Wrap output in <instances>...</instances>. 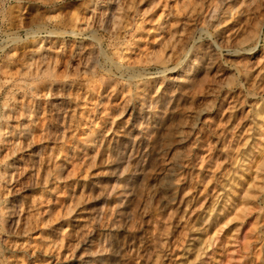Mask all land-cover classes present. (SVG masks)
I'll use <instances>...</instances> for the list:
<instances>
[{
    "label": "rangeland",
    "instance_id": "1",
    "mask_svg": "<svg viewBox=\"0 0 264 264\" xmlns=\"http://www.w3.org/2000/svg\"><path fill=\"white\" fill-rule=\"evenodd\" d=\"M48 1L0 0V137L8 138L13 127L11 140L29 143L21 158L8 161L29 168L9 198L0 188V264H264V0H189L186 6L183 0H133V14L129 6L117 30L94 24L76 36L70 33L76 17L87 15L95 0ZM141 22L145 39H132ZM46 64L50 76L42 74ZM76 67L80 72L71 70ZM28 126L34 140L21 131ZM32 166L41 168V182L28 178ZM167 171L171 179L163 176ZM51 182L61 186L57 194ZM160 184L166 187L156 192ZM160 196L168 201L160 204ZM10 206L21 213L9 216ZM10 217L21 218L18 227H7Z\"/></svg>",
    "mask_w": 264,
    "mask_h": 264
},
{
    "label": "bare ground",
    "instance_id": "2",
    "mask_svg": "<svg viewBox=\"0 0 264 264\" xmlns=\"http://www.w3.org/2000/svg\"><path fill=\"white\" fill-rule=\"evenodd\" d=\"M26 1H28V0H26ZM39 1H40V0H39ZM129 1H130V3H129ZM137 1H138V0H137ZM151 1H152V0H151ZM48 2H49V1L47 0V3H48ZM50 2H51V1H50ZM94 2H95V3H94ZM94 2H92L93 4L91 3V5H93V7L91 8L92 10L90 11V10L87 9V10H88V11H86L87 15H83V16L81 15V16H79V17L77 16L76 19H75V23L73 22V23L75 24V30H71L70 33L73 34L74 36L79 35L80 32H83L84 30H86V28L89 29L90 27H93L94 24H97V25H98V26H97L98 28L103 29V30H106V32H107V31H109V32H113V31L117 30L116 28H117L118 26H120L119 23H120V21H121L122 16H124L123 14H126V11L128 10V8H129L130 5H133V4H131V3L133 2V0H100V1H96V0H95ZM139 2H140V1H139ZM144 2H145V1H144ZM148 2H149V0H148ZM153 2H155V1H153ZM191 2H192V1H191ZM20 3H21V2H20ZM52 3H53V2H52ZM88 3H89V2H88ZM151 3H152V2H150V4H151ZM175 3H176V2H175ZM187 3H189V0H183L182 5H183V6H186ZM24 4H25V3H24ZM24 4H23V5H24ZM26 4H27V3H26ZM85 4H87V2H86ZM129 4H130V5H129ZM134 4H135V3H134ZM141 4H142V3H141ZM191 4H192V3H191ZM3 5H4V4H3ZM20 5H22V4H20ZM42 5H43V4H42ZM45 5H46V4H45ZM51 5H52V4H51ZM147 5H148V4H147ZM193 5H195V4L193 3ZM201 5H202V3H201ZM211 5H212V4H211ZM1 6H2V5H1ZM46 6H47V5H46ZM89 6H90V4H89ZM135 6H136V5H135ZM135 6H133V7H135ZM137 6H138V5H137ZM139 6H140V4H139ZM190 6H191V5H190ZM49 7H50V6H49ZM179 7H182V6H179ZM192 7H193V6H191V7H189V8L191 9ZM51 8H52V7H51ZM71 8H72V7H71ZM130 8H131L130 10L132 11V14H133L132 7L130 6ZM200 8H201V7H200ZM5 9H6V8H5ZM24 9H25V8H24ZM76 9H77V8H76ZM137 9H138V8H137ZM137 9H136V10H137ZM145 9H146V8H145ZM195 9H196V7H195ZM52 10H53V9H52ZM139 10H140V9H139ZM139 10L136 11V14H137V15H140V14H139V12H140ZM141 10H142V9H141ZM147 10H148V9H147ZM199 10H200V9H199ZM19 11H20V10H19ZM25 11H26V10H25ZM144 11H145V10H144ZM150 11H151V10H150ZM150 11H149V12H150ZM46 12H47V11H46ZM134 12H135V11H134ZM149 12H148V13H149ZM184 12H186V10H185ZM200 12H201V11H200ZM0 13H1V12H0ZM22 13H24V11H23ZM154 13H155V12H154ZM154 13H153V15H154ZM195 13H196V12H195ZM47 14H48V13H47ZM51 14H52V13H51ZM53 14H55V13L53 12ZM145 14H147V13H145ZM156 14H157V13H156ZM163 14H164V13H163ZM18 15H19V14H18ZM127 15H129V14H127ZM50 16H52V15H50ZM59 16H60V15H59ZM65 16H66V15H65ZM70 16H71V14H70ZM130 16H131V15H130ZM157 16H158V15H156V17H157ZM207 16H208V15H207ZM212 16H213V15H212ZM62 17H63V16H62ZM138 17H139V16H138ZM140 17H142V16H140ZM156 17H155V18H156ZM195 17H196V16H195ZM2 18H3V17H2ZM20 18H21V17H20ZM26 18H27V17H26ZM59 18H60V17H59ZM66 18H67V17H66ZM147 18H148V17H147ZM151 18H152V17H151ZM151 18H150V19H151ZM201 18H202V17H201ZM24 19H25V17H24ZM50 19H51V20H56L57 17H56V16H55V17H51ZM132 19H133V16H132ZM135 19H136V18H135ZM138 19L140 20V18H138ZM153 19H154V17H153ZM153 19H151V20L153 21ZM25 20H26V19H25ZM31 20H33V18H32ZM63 20H64V19H63ZM63 20H62V21H63ZM133 20H134V19H133ZM144 20H145V18H144ZM151 20H150V23L152 22ZM16 21H17V20H16ZM123 21H124V20H123ZM131 21H132V20L130 19L129 22H131ZM137 21H138V20H137ZM171 21H172V20H171ZM194 21H195V20H194ZM52 22H53V21H52ZM63 22H64V21H63ZM134 22H136V21H134ZM139 22H140V21H139ZM146 22H147V21H146ZM146 22H145V24H146ZM169 22H170V20H169ZM169 22H168V24L171 23V22H170V23H169ZM198 22H199V21H198ZM16 23H18V22H16ZM131 23H132V22H131ZM150 23H149V24H150ZM172 23H175V22H172ZM172 23H171V24H172ZM195 23H196V22H195ZM23 24H24V23H23ZM121 24H123V23L121 22ZM125 24H126V23H125ZM129 24H130V23H129ZM132 25H133V24H132ZM132 25H131V26H132ZM138 25H139V28L136 29V31H134V33H136V37H134L135 35L133 36V34H132V37H133L132 39H135V38L140 39V38L143 36V33H144V32H145V33L147 32V31H146L147 29L145 28L144 23L141 22V23H138ZM178 25H179V24H178ZM135 26H136V25H135ZM146 26H149V25H146ZM167 26H168V25H167ZM167 26H166V27H167ZM169 26H170V25H169ZM169 26H168V27H169ZM181 26H182V25H181ZM72 27H73V25H72ZM120 27H121V26H120ZM122 27H123V26H122ZM126 27H127V24H126ZM124 28H125V27H124ZM147 28L150 29L149 27H147ZM164 28H165V27H164ZM164 28H163V29H164ZM170 28H171V27H170ZM170 28H169V29H170ZM181 28H182V27H180L179 31L181 30ZM119 29H120V28H119ZM119 29H118V31H119ZM167 29H168V28H167ZM171 29L173 30V28H171ZM120 30H122V29H120ZM128 30H129V29H127V32H128ZM131 30H132V29H131ZM172 30H171V32H172ZM118 31H117V32H118ZM43 32H44V31H43ZM117 32H116V33H117ZM129 32H131V31H129ZM149 32H151V31H149ZM167 32H168V30H167ZM30 33H31V32H30ZM47 33L51 34L52 32L48 31ZM66 33H67V32H66ZM70 33H69V34H70ZM116 33H115V34H116ZM147 33H148V32H147ZM168 33H169V32H168ZM174 33H176V30L174 31ZM52 34H54V33H52ZM58 34H59V33H58ZM60 34H61V33H60ZM60 34H59V35H60ZM62 34H64V33H62ZM67 34H68V33H67ZM108 34H109V33H108ZM110 34H112V33H110ZM119 34H120V31H119ZM121 34H122V32H121ZM121 34H120V36H121ZM169 34H170V33H169ZM169 34H168V35H169ZM177 34H179L178 31H177ZM186 34H187V33H186ZM29 35H30V34H29ZM112 35H114V33H113ZM112 35H111V36H112ZM124 35H125V34H124ZM161 35H162V34H161ZM161 35H160V36H161ZM49 36H50V35H49ZM74 36H73V37H74ZM117 36L119 37L118 34L116 35V38H117ZM156 36H157V35H156ZM156 36H154V37H156ZM169 36H170V35H169ZM171 36H172V35H171ZM183 36H184V35H183ZM186 36H187V35H186ZM34 37H35V36H34ZM36 37H37V35H36ZM47 37H48V36H47ZM57 37H58V36H57ZM61 37H62V36H61ZM71 37H72V35H71ZM143 37H144V39H145V34H144ZM157 37H158V36H157ZM165 37H168V36L165 35ZM174 37H175V36H174ZM27 38H28V37H27ZM29 38H30V37H29ZM43 38H44V37H43ZM96 38H97V36H96ZM112 38H113V37H112ZM112 38H111V39H112ZM121 38H122V37H121ZM121 38H120V39H121ZM126 38H127V37H126ZM150 38H151V37H150ZM150 38H149V39H150ZM169 38H170V37H169ZM169 38H168V39H169ZM40 39H41V38H40ZM51 39H52V38H51ZM51 39H50V40H51ZM129 39H130V37H129ZM141 39H142V38H141ZM147 39H148V38H147ZM149 39H148V40H149ZM168 39H167V41H168ZM36 40H38V39H36ZM43 40H45V39H43ZM48 40H49V39H48ZM112 40H114V39H112ZM115 40H116V39H115ZM115 40H114V41H115ZM151 40H152V38H151ZM151 40H150V41H151ZM162 40H163V39H162ZM177 40H178V38H177ZM182 40H183V39H182ZM46 41H47V40H46ZM52 41H53V40H52ZM55 41H57V39H56ZM73 41H74V40H73ZM116 41H117V40H116ZM152 41H153V40H152ZM163 41H164V40H163ZM179 41H180V40H179ZM179 41H177V42H179ZM32 42H33V41H32ZM35 42H36V41H35ZM37 42H38V41H37ZM49 42H50V41H49ZM63 42H64V41H63ZM70 42H71V40H70ZM107 42H108V41H107ZM111 42H112V41H111ZM117 42H118V41H117ZM122 42H123V41H122ZM124 42H125V41H124ZM124 42H123V43H124ZM126 42H127V41H126ZM142 42H143V41H142ZM153 42H154V41H153ZM171 42H172V41H171ZM183 42H184V41H183ZM185 42H186V40H185ZM29 43H30V42H29ZM46 43H47V42H46ZM64 43L66 44V42H64ZM64 43H63V44H64ZM73 43H74V42H73ZM94 43H95V42H94ZM96 43H97V42H96ZM143 43H144V42H143ZM165 43H167V42H165ZM174 43H175V41H174L172 44H174ZM181 43H182V42H181ZM36 44H37V43H36ZM67 44H68V43H67ZM69 44H70V43H69ZM71 44H72V43H71ZM111 44H112V43H111ZM128 44H129V43H128ZM128 44H127V45H128ZM135 44H136L137 47H139V42H138V41H135ZM163 44H164V43H163ZM163 44H162V47H163ZM16 45H17V44H16ZM43 45H44V43H43ZM59 45H60V44H59ZM59 45H58V46H59ZM61 45H62V44H61ZM98 45H99V44H98ZM109 45H110V44H109ZM113 45H114V44H113ZM121 45H122V44H121ZM123 45H124V44H123ZM141 45H142V44H141ZM143 45H144V44H143ZM159 45H160V44H159ZM182 45H183V44H182ZM182 45H181V46H182ZM11 46H12V45H10V47H11ZM32 46H33V45H32ZM38 46H39V45H38ZM66 46H70V45H66ZM81 46H82V45H81ZM84 46H85V44H83V47H84ZM86 46H87V45H86ZM110 46H111V45H110ZM128 46H129V45H128ZM133 46H134V45H133ZM165 46H166V45H165ZM171 46H172V45H171ZM10 47H9V48H10ZM25 47H26V46L24 45V48H25ZM33 47H34V46H33ZM63 47H64V46H63ZM63 47L61 46V48H63ZM71 47H72V46H71ZM71 47H70V48H71ZM74 47H75V46H74ZM77 47H79V46H77ZM77 47H75V48H77ZM83 47H82V48H83ZM95 47H96V46H95ZM113 47H114V46H113ZM120 47H121V46H120ZM122 47H123V46H122ZM150 47H151V46H149V48H150ZM154 47H155V46H154ZM177 47H179V46H176V48H177ZM14 48H15V47H14ZM38 48H39V47H38ZM42 48H43V47H42ZM44 48H45V46H44ZM61 48H60V49H61ZM109 48H110V47H109ZM141 48H142V47H141ZM141 48H140V49H141ZM57 49H58V48H57ZM57 49H56V50H57ZM60 49H59V50H60ZM63 49H64V48H63ZM63 49H62V50H63ZM72 49H73V48H72ZM72 49H68V50H69L68 54L72 53ZM80 49H81V48H79V50H80ZM124 49H125V48H124ZM150 49H151V48H150ZM152 49L154 50V48H152ZM160 49H161V48H160ZM177 49H178V48H177ZM179 49H180V47H179ZM181 49H182V48H181ZM37 50H39V49H37ZM37 50H36V53H37ZM46 50L49 52V50L51 51L52 49H51V47H47ZM65 50H66V49H64V51H65ZM76 50H77V49H76ZM76 50H75V51H76ZM122 50H123V49H122ZM135 50H136V49H135ZM135 50H134V51H135ZM142 50H143V49H142ZM158 50H159V49H156V53L158 52ZM26 51H27V50H26ZM28 51H29V50H28ZM30 51H32V50H30ZM47 51H46V52H47ZM52 51H54V50H52ZM70 51H71V52H70ZM84 51H87V50L85 49ZM131 51H132V50H131ZM131 51H129V52L131 53ZM134 51H133V53H134ZM150 51H151V50H150ZM34 52H35V51H34ZM40 52H41V51H40ZM62 52H63V51H62ZM77 52H78V51H77ZM140 52H142V51H140ZM152 52H153V54L155 53L154 51H152ZM159 52H160V51H159ZM21 53H22V52H21ZM23 53H24V52H23ZM26 53H28V52H26ZM26 53H24V54H26ZM41 53H42V52H41ZM41 53H38V54H41ZM43 53H44V52H43ZM60 53H61V52H60ZM65 53H67V52H65ZM74 53H75V52H74ZM82 53H84V52H82ZM85 53H86V52H85ZM137 53H138V52L136 51V55L134 54V55H135L134 57H132V56H129V57H128L129 62H131V61H133V60H135V59L137 58V57H136V56H137ZM148 53H149V52H148ZM15 54H16V53H15ZM33 54H34V53H33ZM127 54H128V53H127ZM151 54H152V53H151ZM163 54H164V52H163ZM9 55H10V54H9ZM11 55H14V54H11ZM26 55L28 56V54H26ZM31 55H32V54H31ZM35 55H36V54H35ZM51 55H52V54H51ZM53 55H54V57H55V54H54V53H53ZM53 55H52V56H53ZM65 55H66V54H65ZM81 55H82V54H81ZM81 55H79V56H81ZM140 55H142V56L144 55V56H145V51H144V54H141V53H140ZM17 56H18V55H17ZM29 56H30V55H29ZM36 56H37V55H36ZM36 56H35V58H36ZM44 56H45V55H44ZM44 56H43V58H45ZM201 56H202V55H201ZM21 57H22V56H21ZM47 57H48V56H47V54H46V58H47ZM50 57H51V56H50ZM73 57H74V55H73ZM73 57H72V58H73ZM93 57H95V56H93ZM126 57H127V56H126ZM126 57H125V58H126ZM139 57H140V56H139ZM164 57H166V56L164 55ZM169 57H170V56H169ZM25 58H26V57H25ZM30 58H31V57H29V61H27V62H29V63H30ZM33 58H34V57H33ZM35 58H34V60H35ZM41 58H42V57H41ZM67 58H68V57H67ZM80 58H82V57H79V59H80ZM90 58H91V57H90ZM142 58H143V57H142ZM162 58H163V57L161 56L160 53H157V54H156V60H158L159 63L162 62ZM14 59H15V58H14ZM23 59H24V58H23ZM23 59H22V60H23ZM27 59H28V57H27ZM36 59H37V61L40 60V59H38V57H37ZM47 59H48V58H47ZM58 59H59V53H58ZM79 59H78V60H79ZM84 59H85V58H84ZM11 60H12V59H11ZM42 60H43V59H42ZM53 60H54V59H53ZM55 60H57V58H55ZM61 60H63V59H61ZM61 60H60V61H61ZM75 60H76V59H75ZM78 60H77V61H78ZM90 60H91V59H90ZM125 60H127V59H125ZM128 60H127V61H128ZM160 60H161V62H160ZM15 61H16V60H15ZM73 61H74V60H73ZM87 61H88V60H87ZM194 61H195V60H194ZM18 62H19V61H18ZM20 62H21V60H20ZM32 62H33V61H32ZM48 62H49V61H48ZM52 62H53V61H52ZM56 62H57V61H55V63H56ZM67 62H68V61H67ZM70 62H71V61H70ZM88 62H89V61H88ZM142 62H144V59L142 60ZM190 62H192V61H190ZM8 63H10V62H8ZM23 63H24V62H23ZM33 63H34V62H33ZM42 63H43V65H44V62H42ZM53 63H54V62H53ZM53 63H52V64H53ZM57 63H59V62H57ZM86 63H87V62H86ZM16 64H17V63H16ZM34 64H35V63H34ZM36 64H37V63H36ZM36 64H35V66H36ZM38 64H39V66L37 65V67L40 68V62H39ZM72 64H73V62H72ZM76 64H77V63H76ZM125 64H126V63H125ZM189 64H191V63H189ZM18 65H19V64H18ZM20 65H21V64H20ZM43 65H42V68L44 69ZM59 65H60V64H59ZM67 65H69V63H68ZM74 65H75V64H74ZM78 65H79V64H77L76 66H78ZM80 65H81V63H80ZM85 65H86V64H85ZM91 65H92V67H93V64H91ZM123 65H124V64H123ZM201 65H203V64H201ZM2 66H3V65H2ZM10 66H12V65H10ZM13 66H17V65H13ZM27 66H28V65H27ZM50 66H51V65H50ZM53 66H54V64H53ZM53 66H52V67H53ZM71 66H73V65H71ZM82 66H83V65H82ZM3 67H4V66H3ZM6 67H7V66H6ZM33 67H34V66H33ZM55 67H56V65H55ZM67 67H68V66H67ZM78 67L81 68V66H78ZM86 67H87V66H86ZM92 67H91V68H92ZM96 67H97V66H96ZM189 67H190V66H189ZM196 67H197V66H196ZM199 67H201V66H199ZM42 68H41V69H42ZM53 68H54V67H53ZM62 68H63V67H62ZM70 68H71V67H70ZM70 68L68 67V70H69ZM72 68L74 69V67H72ZM80 68H79V69H80ZM88 68H89V67H88ZM127 68H128V67H127ZM129 68H130V67H129ZM129 68H128V69H129ZM187 68H188V67H187ZM205 68H206V67H205ZM10 69H11V68H10ZM37 69H38V68H37ZM37 69H34V71L36 70V71H37V74H38V70H37ZM51 69H52V68H51ZM51 69H50V70H51ZM60 69H61V68H60ZM66 69H67V68H65V70H66ZM73 69H71V70L74 71V72L77 71V67H76V70H73ZM81 69H85V68H81ZM172 69H173V68H172ZM12 70H13V69H12ZM185 70H187V69H185ZM18 71H19V69H18ZM18 71H16V74H18V73H17ZM22 71H23V70H22ZM25 71H26V70H25ZM39 71H40V73H41L42 70H39ZM72 71H71V72H72ZM84 71H85V70H83V72H84ZM86 71H87V70H86ZM88 71H89V70H88ZM90 71H92V69H91ZM104 71H105V70H104ZM183 71H184V70H183ZM189 71H191V70L189 69ZM0 72H1V71H0ZM29 72H30V71H29ZM29 72H28V73H29ZM32 72H33V69H32ZM60 72H61V71H60ZM62 72H63V70H62ZM62 72H61V73H62ZM77 72H80V71L78 70ZM77 72H76V73H77ZM124 72H125V71H124ZM13 73L15 74L14 71H13ZM13 73H12V74H13ZM21 73H22V72H21ZM35 73H36V72H35ZM43 73H44L46 76H50V74H51L50 71H49V68H48V65H47V64H46L45 69L43 70L42 74H43ZM58 73H59V72H58ZM64 73H65V72H64ZM69 73H70V72H69ZM5 74H6V73H5ZM7 74L10 76V71H9V73H7ZM14 74H13L12 76H14ZM24 74H25V73H24ZM24 74H23V75H24ZM77 74H78V73H77ZM91 74H92V73H91ZM91 74H89V75H91ZM185 74H187V73H185ZM185 74H184V75H185ZM189 74H190V73H189ZM25 75H26V74H25ZM39 75H40V74H39ZM58 75H59V74H58ZM69 75H70V74H69ZM181 75H182V74H181ZM181 75H180V76H181ZM41 76H42V75H41ZM79 76H80V75H79ZM186 76H188V74H187ZM190 76H191V75H190ZM190 76H189V77H190ZM1 77L3 78V76H1ZM7 77H8V76H7ZM24 77H25V76H24ZM31 77H32V76H31ZM31 77H30V78H31ZM33 77H37V76L35 75V76H33ZM64 77H65V76H64ZM106 77H107V78H110V77H108V76H106ZM106 77H105V79H106ZM189 77H187V78H189ZM47 78H48V77H47ZM53 78H54V77H53ZM55 78H56V77H55ZM77 78H78V77H77ZM172 78H174V77H172ZM177 78H179V77H178V76L176 77V81H177ZM182 78H183V76H182ZM195 78H196V77H195ZM3 79H4V78H3ZM10 79H11V78H10ZM13 79H15V78H13ZM21 79H22V78H20V80H21ZM28 79H29V78H28ZM33 79H34V78H33ZM39 79H40V78H39ZM39 79H38V80H39ZM42 79H43V77H42ZM56 79H57V78H56ZM105 79H103V80H105ZM7 80H8V79H7ZM44 80H45V79H44ZM49 80H50V78H49ZM108 80H110V79H108ZM179 80L181 81L182 79L179 78ZM183 80H184V79H183ZM183 80H182V81H183ZM185 80H186V78H185ZM185 80H184V81H185ZM23 81H24V80H23ZM35 81H36V80H35ZM58 81H59V80H58ZM78 81H79V80H78ZM87 81H88V80H87ZM199 81H201V80H199ZM199 81H198V83H199ZM38 82H39V81H38ZM50 82H51V81H50ZM65 82H67V81H65ZM68 82H69V81H68ZM114 82H116V81L114 80ZM178 82H179V81H178ZM191 82H192V81H191ZM4 83H5V82H4ZM15 83L17 84V82H15ZM22 83H23V82H22ZM25 83H26V82H25ZM28 83H29V82H28ZM31 83H32V82H31ZM36 83H37V82H36ZM39 83H40V82H39ZM62 83H63V82H62ZM116 83H117V82H116ZM179 83H180V82H179ZM192 83H193V82H192ZM194 83H195V82H194ZM194 83H193V84H194ZM13 84H14V83H13ZM19 84H20V83H19ZM41 84H42V83H41ZM45 84H46V83H45ZM111 84H112V83H111ZM117 84H118V83H117ZM3 85H4V84H3ZM11 85H12V84H11ZM23 85H24V84H23ZM23 85H21V87H22ZM28 85H29V84H28ZM38 85H39V84H38ZM38 85H37V89H38V87H39ZM43 85H44V84H43ZM50 85H51V84H50ZM52 85H53V82H52ZM52 85H51V86H52ZM0 86H1V85H0ZM14 86H15V85H14ZM14 86H13V87H14ZM16 86H18V85H16ZM26 86H27V84H26ZM45 86H46V85H45ZM58 86H59V85H57V87H58ZM71 86H72V85H71ZM178 86H179V85H178ZM2 87H3V86H2ZM24 87H25V86H24ZM40 87H41V85H40ZM46 87H47V86H46ZM46 87H45V88H46ZM54 87H56V86L54 85ZM54 87H51V88H54ZM60 87H61V86H60ZM147 87H148V86H147ZM180 87H181V86H180ZM28 88H29V87H28ZM51 88H50V89H51ZM107 88H108V87H107ZM109 88H110V87H109ZM181 88H183V87H181ZM6 89H7V88H5V90H6ZM43 89H44V86H43ZM61 89H62V88H60V90H58V92L61 91ZM115 89H116V88H115ZM115 89H113V93H114V90H115ZM33 90H34V89H33ZM38 90H39V89H38ZM41 90H42V89H41ZM141 90H142V89H141ZM7 91H8V89H7ZM9 91H10V90H9ZM21 91H22V90H21ZM63 91H64V90H63ZM63 91H61V92H63ZM106 91H107V90H106ZM147 91H148V90H147ZM2 92H4V91H2ZM5 92H6V91H5ZM14 92H15V90H14ZM18 92H19V91H18ZM26 92H27V90H26ZM26 92H23V93H26ZM37 92H38V91H37ZM39 92H40V91H39ZM107 92H108V91H107ZM142 92H143V91H142ZM172 92H173V91H172ZM32 93H33V92H32ZM48 93H49V91H48ZM77 93H78V92H77ZM96 93H97V92H96ZM111 93H112V92H111ZM113 93H112V95H113ZM144 93H145V92H144ZM12 94H13V93H12ZM34 94H35V93H34ZM42 94H43V92H42ZM52 94H53V93H52ZM52 94H51V95H52ZM0 95H1V94H0ZM14 95H15V94H14ZM14 95H13V96H14ZM16 95H17V94H16ZM28 95H29V94H28ZM5 96H6V95H5ZM20 96H21V95H20ZM22 96H23V94H22ZM22 96H21V97H22ZM29 96H30V95H29ZM37 96H38V95H37ZM47 96H48V95H47ZM52 96H53V95H52ZM52 96H51V98H52ZM54 96H55V94H54ZM54 96H53V97H54ZM59 96H60V95H59ZM104 96H105V95H104ZM110 96H111V95H110V92H108V93H107V101H106V103L109 102V100H110ZM21 97H19V98H21ZM26 97H28V96H26ZM34 97H35V96H34ZM41 97H42V96H40V98H41ZM44 97H45V95H44ZM48 97H49V96H48ZM48 97H47V98H48ZM105 97H106V96H105ZM117 97H118V96H117ZM14 98H15V97H14ZM45 98H46V97H45ZM47 98H46V99H47ZM56 98H57V97H56ZM25 99H26V98H25ZM30 99H31V96H30ZM48 99H49V98H48ZM115 99H116V98H115ZM131 99H132V98H131ZM0 100H1V99H0ZM5 100H6V99H5ZM31 100H32V99H31ZM38 100H39V99H38ZM41 100H42V99H41ZM43 100H45V99L43 98ZM53 100H55V99H53ZM105 100H106V98H105ZM133 100H134V99H133ZM157 100H158V99H157ZM2 101H3V100H2ZM20 101H21V99H20ZM51 101H52V100H51ZM100 101H101V100H100ZM102 101H103V99H102ZM8 102H9V99H8ZM11 102H12V101H11ZM16 102L18 103L19 101L17 100ZM31 102H32V101H31ZM31 102H30V104H31ZM35 102H36V101L34 100V103H35ZM52 102H53V101H52ZM55 102H56V101H55ZM55 102H54V103H55ZM103 102H104V101H103ZM103 102H102V103H103ZM134 102H135V101H134ZM152 102H153V101H152ZM163 102H164V101H163ZM170 102H171V101H170ZM17 103H15V104H17ZM20 103H21V102H20ZM22 103L24 104V102H22ZM32 103H33V102H32ZM54 103H53V104H54ZM100 103H101V102H100ZM137 103H139V102H137ZM7 104H8V103H7ZM15 104H12V105L14 106ZM18 104H19V103H18ZM30 104H28V105L30 106ZM46 104H47V103H46ZM46 104H45V106H48V105H46ZM49 104H52V103L49 102ZM57 104H58V103H57ZM98 104H99V103H98ZM112 104H113V103H112ZM112 104H111V105H112ZM144 104H145V103H144ZM152 104H153V103H152ZM152 104H151V105H152ZM154 104H155V103H154ZM4 105H6V103H5ZM10 105H11V103H10ZM19 105H20V104H19ZM26 105H27V102H26ZM39 105H41V103H40ZM39 105H38V106H39ZM105 105H106V104H105ZM163 105H164V104H163ZM168 105H169V104H168ZM168 105H167V106H168ZM8 106H9V104H8ZM22 106H23V105H22ZM35 106H36V104H35ZM38 106H37V107H38ZM52 106H53V105H52ZM164 106H165V105H164ZM204 106H205V105H204ZM5 107H6V106H5ZM15 107H16V106H15ZM17 107H19V106L17 105ZM17 107H16V108H17ZM23 107H24V106H23ZM27 107H28V106H27ZM39 107H41V106H39ZM42 107H43V105H42ZM42 107H41V108H42ZM100 107H101V106H100ZM140 107H141V106H140ZM149 107H151V106H149ZM2 108H4V107H0V109H2ZM10 108H11V107H10ZM33 108H34V107H33ZM45 108H46V107H45ZM45 108H44V110H48V107H47V109H45ZM53 108H55V107H53ZM136 108H137V107H136ZM199 108L201 109L202 107H199ZM205 108H206V107H205ZM11 109H12V108H11ZM19 109H20V107H19ZM19 109H18V110H19ZM31 109H32V108H31ZM34 109H35V108H34ZM51 109H52V108H51ZM104 109H105V108H104ZM104 109H103V111H104ZM107 109H108V108H107ZM107 109H106L105 111H107ZM115 109H116V108H115ZM168 109H169V108H168ZM20 110H21V109H20ZM23 110H24V109H23ZM28 110H29V109H28ZM67 110H68V109H67ZM162 110H163V109H162ZM197 110L199 111V109H197ZM6 111H7V110H6ZM38 111H39V110H38ZM53 111H54V110H53ZM100 111H101V110H100ZM203 111H204V109H203V110H200L199 113L201 114V113H203ZM0 112H1V111H0ZM11 112H12V111H11ZM14 112H15V111H14ZM16 112H17V111H16ZM24 112H25V110H24ZM39 112H40V111H39ZM45 112H46V111H45ZM49 112H50V111H49ZM51 112H52V111H51ZM54 112H55V111H54ZM195 112L197 113V111H195ZM205 112H206V111H205ZM17 113H19V112H17ZM22 113H23V112H22ZM37 113H38V112H37ZM43 113H44V111H43ZM43 113H42V114H43ZM55 113H56V112H55ZM99 113H100V112H99ZM104 113H105V112H104ZM104 113H103V114H104ZM1 114H2V113H1ZM3 114H4V112H3ZM26 114H28V113H26ZM30 114H32V113H30ZM34 114H36V113H33V115H34ZM39 114H40V113H39ZM100 114H102V113H100ZM115 114H116V112H115ZM203 114H204V113H203ZM203 114H202V116H203ZM22 115H23V114H22ZM33 115H32V117H33ZM36 115H37V114H36ZM43 115H44V114H43ZM43 115H42V116H43ZM46 115H47V114H46ZM57 115H58V114H57ZM71 115H72V114H71ZM7 116H8V115H7ZM7 116H6V117H7ZM37 116H38V115H37ZM262 116H263V115H262ZM10 117H11V116H10ZM15 117H16V116H15ZM18 117H19V116H18ZM24 117L27 118L28 115H27V116L24 115ZM46 117H49V116H46ZM53 117H54V116H53ZM56 117H57V116H56ZM195 117H196V119H197V115H196ZM2 118H3V116H2ZM29 118H30V117H29ZM29 118H28V119H29ZM41 118L43 119L44 117H41ZM110 118H111V117H110ZM198 118H199V116H198ZM4 119H5V118H4ZM20 119H21V118H20ZM28 119H27V120H28ZM32 119H33V118H31V120H32ZM52 119H53V118H52ZM66 119H67V118H66ZM82 119H83V118H82ZM155 119H156V118H155ZM199 119H200V118H199ZM10 120H12V118H11ZM14 120H15V119H14ZM17 120H18V119H17ZM23 120H24V122H25V119H24V118H23ZM23 120H22V121H23ZM54 120H55V119H54ZM64 120H65V119H64ZM197 120H198V119H197ZM12 121H13V120H12ZM18 121H19V120H18ZM35 121H36V120H35ZM49 121H50V120H49ZM58 121H60V120H58ZM94 121H95V120H94ZM139 121H140V120H139ZM24 122H23V123H24ZM28 122H29V121H28ZM32 122H33V121H32ZM46 122H48V121H46ZM56 122H57V120H56ZM61 122H62V120H61ZM66 122H67V121H66ZM20 123H21V122H20ZM25 123H27V121H26ZM50 123H51V122H50ZM58 123H60V122H58ZM62 123H63V122H62ZM62 123L60 124L61 126H62ZM68 123H69V122H68ZM68 123H67V124H68ZM77 123H78V122H77ZM92 123H93V122H92ZM95 123H96V121H95ZM8 124H9V123H8ZM48 124H49V123H48ZM48 124L45 123L44 125L47 126ZM51 124H52V123H51ZM65 124H66V123H65ZM93 124H94V123H93ZM4 125H5V124H4ZM11 125H12V124H11ZM21 125H22V124H21ZM28 125H29V124H28ZM100 125H101V124H100ZM153 125H154V124H153ZM9 126H10V125H9ZM13 126H15V125H13ZM46 126H44V127H46ZM55 126H57V125H55ZM67 126H68V125H67ZM4 127H6V126H4ZM41 127H42V126H41ZM58 127H59V126H58ZM64 127H65V126H64ZM71 127H72V126H71ZM92 127H93V126H92ZM23 128H24V127H23ZM47 128H48V126H47ZM54 128H56V127H54ZM67 128H68V127H67ZM190 128H191V127H190ZM4 129H5V128H4ZM8 129H9V128H8ZM8 129H6V130L8 131ZM20 129H21V127H20ZM49 129H50V128H49ZM184 129H185V128H184ZM15 130H16V129H15ZM32 130H33V129H32ZM32 130H31V131H32ZM44 130H45V129H44ZM58 130H59V129H58ZM58 130H57V133H59ZM66 130H67V129H66ZM181 130H182V129H181ZM0 131H1V130H0ZM21 131H25V132L27 133V135L25 136L26 139L29 138V140H34V139L36 138L35 134H34V133L32 134V132H30L29 126H28V127H25L24 130H21ZM40 131H41V130H40ZM42 131H43V130H42ZM51 131H53V130H51ZM60 131H61V130H60ZM89 131H90V133H91V129H90ZM4 132H5V131H4ZM12 132H13V127H12V130H10V131L8 132V133H9L8 138L5 139V138L0 137V143H1V144L4 143L3 145H6V147L0 145V148H1V147H4L3 149H0V163H1V165L3 166L2 173L0 174V180H1V182H2L0 188H1L3 191H6L7 196H8V194H10V193H12V192L14 191V187H15V185H16L15 182H18V179L20 178L19 176L22 174V170H23V173H25V172L27 171V169L29 168V167H28V168L26 167V169H25L26 171H25V170H24L25 166H24L23 169L17 168L18 166H16V169H15L14 162H11V163L8 162L9 160H13V159H15V161H16L17 156H19V155L22 153V151H24V150L26 149V147L28 146V144H29L28 142H25V141H24L25 138H24L23 140H20V141L14 143V141L11 140V139H12L11 137H12V135H13V133H14L15 131H14L13 133H12ZM25 132H24V133H25ZM35 132H36V131H35ZM45 132H46V131H45ZM54 132H55V131H54ZM93 132H94V131H93ZM93 132H92V133H93ZM16 133H17V131H16ZM37 133H38V132H36V134H37ZM41 133H42V132H41ZM49 133H50V131H49ZM60 133H61V132H60ZM92 133H91V134H92ZM47 134H48V133H47ZM23 135H25V134H23ZM40 135H41V134H40ZM43 135H44V134H43ZM60 135H61V134H60ZM5 136H6V135H5ZM20 136H21V134H20ZM50 136H51V135H50ZM54 136H55V135H54ZM54 136H53V137H54ZM90 136H91V135H90ZM181 136H182V135H181ZM16 137H17V136H16ZM16 137H15V138H16ZM53 137H52V139H54ZM88 137H89V136H88ZM178 137H179V136H178ZM182 137H183V136H182ZM42 138H43V137H42ZM42 138H41V139H42ZM60 138L62 139V137H60ZM65 138H66V137H65ZM184 138H185V137H184ZM47 139H48V138H47ZM47 139L45 138L44 141H46ZM49 139H50V138H49ZM52 139H51V141H53ZM83 139H84V138H83ZM86 139H87V137H86ZM179 139H180L181 141L183 140V139H181L180 137H179ZM18 140H19V138H18ZM38 140H40V137H39ZM38 140H37V141H38ZM55 140H59V138H57V139H55ZM55 140H54V141H55ZM62 140H63V139H62ZM62 140H61V141H62ZM80 140H81V139H80ZM131 140H132V139H131ZM26 141H27V140H26ZM35 141H36V140H35ZM35 141H34V143H35ZM41 141H42V140H41ZM48 141H49V140H48ZM87 141H88V139H87ZM89 141H90V140H89ZM122 141H123V140H122ZM183 141H184V140H183ZM183 141H182V142H183ZM38 142H39V141H38ZM84 142H86V140H84ZM179 142H180V141H179ZM179 142H178V143H179ZM58 143H59V142H58ZM58 143H57V144H58ZM80 143H81V142H80ZM98 143H99V142H98ZM176 143H177V142H176ZM42 144H43V143H42ZM57 144H55V146H56ZM66 144H67V143H66ZM82 144H83V143H82ZM180 144H181V143H180ZM30 145H31V143H30ZM47 145H48V144H47ZM175 145H176V144H175ZM178 145H179V144H178ZM37 146H38V145H37ZM105 146H106V145H105ZM32 147H33V146H32ZM34 147H35V146H34ZM45 147H46V146H45ZM45 147H44V148H45ZM51 147H53V145H52ZM51 147H50V148H51ZM59 147H60V146H59ZM100 147H101V146H100ZM28 148H29V147H28ZM35 148H36V147H35ZM41 148H43V147L41 146ZM76 148H77V146H76ZM33 149H34V148H33ZM36 149H37V148H36ZM36 149H35V150H36ZM38 149H39V148H38ZM38 149H37V150H38ZM46 149H47V148H46ZM39 150H40V149H39ZM53 150H54V149H53ZM73 150H74V149H73ZM73 150H72V151H73ZM95 150H96V149H95ZM38 152H39V151H38ZM44 152H45V151H44ZM46 152H47V151H46ZM46 152H45V153H46ZM55 152H56V151H55ZM83 152L88 153V152L86 151V149H85V151H83ZM19 153H20V154H19ZM25 153H26V152H25ZM34 153H35V152H33V154H34ZM56 153H57V152H56ZM93 153H94V152H93ZM96 154H97V153H96ZM102 154H103V153H102ZM23 155H24V154H23ZM23 155L21 154L19 158H21V156H23ZM25 155H26V154H25ZM39 155H40V154H39ZM46 155H47V154H46ZM54 155H55V154H54ZM54 155H53V156H54ZM56 155H57V154H56ZM71 155H72V154H71ZM30 156H31V154H30ZM40 156H41V155H40ZM117 156H118V155H117ZM26 157H27V156H26ZM33 157H34V156H33ZM38 157H39V156H38ZM73 157H74V156H73ZM88 157H90V155H89ZM95 157H96V156H95ZM24 158H25V157H24ZM24 158H23V159H24ZM27 158H28V157H27ZM30 158H31V157H30ZM43 158H44V157H43ZM53 158H54V157H53ZM34 159H36V158H33V160H34ZM37 159H38V158H37ZM51 159H52V158H51ZM69 159H70V158H69ZM71 159H72V158H71ZM81 159H82V158H81ZM29 160H30V159H29ZM40 160H41V159H40ZM44 160H46V159H44ZM49 160H50V159H49ZM54 160H55V159H54ZM57 160H58V159H57ZM75 160H76V159H75ZM18 161H19V160H18ZM21 161H26V160H21ZM21 161H20V162H21ZM30 161H32V160H30ZM37 161H38V160H37ZM68 161H69V160H68ZM88 161H89V160H88ZM41 162H42V161H41ZM48 162H49V161H48ZM92 162H93V161H92ZM37 163H38V162H37ZM43 163H44V161H43ZM46 163H47V162H46ZM71 163H72V162H71ZM71 163H70V164H71ZM73 163H74V162H73ZM86 163H87V162H86ZM262 163L264 164V161H263ZM262 163H261V164H262ZM8 164H9V166H8ZM17 164H18V163H17ZM24 164H25V163H24ZM58 164H59V163H58ZM75 164H76V162H75ZM77 164H78V163H77ZM168 164H169V162H168ZM1 165H0V166H1ZM28 165H30L29 162H28ZM35 166H36V165H35ZM35 166H32L31 169H30V170H33L34 173H33V174L31 173V175H30L29 177H28V176H27V177H28V178L31 177V180H32V178H34L33 180H35V181H40V182H41V179H40V178H41V175H40V174H41V173H40V169H41V168H40V167H35ZM37 166H38V165H37ZM41 166H42V165H41ZM59 166H60V165H58V167H59ZM165 166H166V165H165ZM170 166H171V165H170ZM19 167H20V166H19ZM70 167H71V166H70ZM74 167H75V166H74ZM46 168H47V167H46ZM60 168H61V167H60ZM169 168L172 169L171 167H169ZM169 168H168V169H169ZM0 169H1V168H0ZM67 169H68V168H67ZM77 169H78V168H77ZM83 169H84V168H83ZM114 169H115V168H114ZM30 170H29V171H30ZM47 170H48V169H47ZM47 170H46V171H47ZM65 170H66V168H65ZM65 170H64V171H65ZM71 170H72V169H71ZM166 170H167V169H166ZM24 171H25V172H24ZM33 171H32V172H33ZM41 171H42V170H41ZM43 171H44V170H43ZM61 171H63V168H62ZM79 171H80V170H79ZM65 172H66V171H65ZM28 173H29V172H28ZM28 173H26V174H28ZM44 173H45V171H44ZM49 173H50V172H49ZM49 173H48V174H49ZM52 173H53V169H52ZM52 173H51V174H52ZM61 173H62V172H61ZM62 174H63V173H62ZM24 175H25V174H24ZM24 175H23V176H24ZM44 175H46V174H44ZM164 175H165V177H167L168 179H169V178L171 179V178L174 176V173H173L172 171H170V172L167 171V172H165V174H163V176H164ZM49 176H50V175H49ZM62 176H63V175H62ZM57 177H58V176H56V178H57ZM50 178H51V177H50ZM162 178H163V177H162ZM167 178H166V179H167ZM51 179H52V178H51ZM58 179H59V178H58ZM166 179H164V181H165ZM23 180H24V177H23ZM45 180H46V183H48L47 178H46ZM49 180H50V179H49ZM167 181H168V180H166V182H167ZM21 182H22V181H21ZM30 182H31V181H30ZM14 183H15V185H14ZM31 183H32V182H31ZM37 183H38V182H37ZM44 183H45V182H44ZM51 183H52V182H51ZM53 183H54V182H53ZM53 183H52V185H54ZM58 183H59V182H57L56 184H58ZM169 183H170V182H169ZM17 184H18V183H17ZM19 184H20V183H19ZM35 184H36V183H35ZM39 184H40V183H39ZM39 184H38V185H39ZM162 184H163V183H162ZM24 185H25V184H24ZM47 185H48V184H47ZM166 185H168V183H167ZM31 186H32V185H31ZM31 186H30V187H31ZM35 186H37V185H35ZM163 186H164V185H163ZM163 186H161V184H160V186L156 189V192H161V191L163 190ZM22 187H23V186H22ZM30 187H28V188H30ZM58 187H59L58 185H54L53 188L51 187V188H52V193L54 192L55 194H57V193H58ZM60 187H61V186H60ZM60 187H59V188H60ZM164 187H166V186H164ZM168 187H169V186H168ZM24 188H26V187H24ZM28 188H27V189H28ZM42 188H43V187H42ZM45 188H46V187H45ZM107 188H108V187H107ZM164 189H165V188H164ZM166 189H167V188H166ZM22 190H23V189H22ZM48 190H50V188H49ZM3 191H2V192H3ZM17 191H18V190H17ZM20 191H21V190H20ZM24 191H25V190H24ZM124 191H125V190H124ZM154 191H155V190H154ZM164 191H167V190H164ZM246 191H247V190H246ZM0 192H1V191H0ZM60 192H61V191L59 190V193H60ZM44 193H45V192H44ZM48 193H49V191H48ZM48 193H47V194H48ZM149 193H150V192H149ZM153 193H155V192H153ZM15 194H16V193H15ZM122 194H123V193H122ZM64 195H65V194H64ZM72 195H73V194H72ZM15 196H16V195H15ZM44 196H45V195H44ZM47 196H48V195H47ZM47 196H46V197H47ZM53 196H54V195H53ZM17 197H18V196H17ZM40 197H41V196H40ZM54 197L56 198V196H54ZM150 197H152V196H150ZM165 197H166V196H165ZM8 198H9V196H8ZM47 198H48V197H47ZM52 198H53V197H52ZM58 198H59V197H58ZM122 198H123V197H122ZM160 198H161V196H160ZM242 198H243V197H242ZM244 198L247 199V197H244ZM1 199H2V198H1ZM151 199H152V198H151ZM14 200H15V199H14ZM18 200H19V199H18ZM56 200H57V199H56ZM56 200H55V201H56ZM120 200H121V199H120ZM120 200H119V201H120ZM166 200L168 201L167 198H166ZM166 200H165L164 198H161V199H159V203H160V204H163V203L165 204ZM36 201H37V200H36ZM43 201H44V199H43ZM55 201H54V202H55ZM242 201H244V200H242ZM12 202H13V201H12ZM20 202H21V201H20ZM23 203H24V202H23ZM44 203H46V202H44ZM50 203H52V202H50ZM55 203H56V202H55ZM12 204H13V203H12ZM17 204H18V201H17ZM20 204H22V203H20ZM20 204H19V206H21ZM30 204H31V203H30ZM244 204H245V201H244ZM8 205H9V204H8ZM44 205H45V204H44ZM51 205H52V204H51ZM245 205H246V204H245ZM54 206H55V205H54ZM58 206H59V205H58ZM238 206H240V205H238ZM238 206H237V207H238ZM5 207H6V205H5ZM10 207H12V209H11L10 213H8V215H9V214L16 215V214L21 213V211H22V207H20V208H19V207H16V206H15V207H14V206H10ZM23 207H25L24 204H23ZM1 208H2V207H1ZM3 208H4V206H3ZM7 208H9V207H7ZM30 208H31V207H30ZM52 208H54V207H52ZM121 208H122V207H121ZM57 209H58V208H57ZM3 210H5V208H4ZM27 210H28V209H27ZM39 210H40V209H39ZM6 212H7V210H6ZM6 212H5V211H2V212H1V218H2V219L5 218L4 216L6 215ZM41 212H42V210H41ZM31 213H32V212H31ZM43 213H45V210H44ZM27 214H28V213H27ZM47 214H48V213H46V215H47ZM39 215H40V214H39ZM9 216H10V215H9ZM17 216H18V215H17ZM21 216H22V215H21ZM24 216H25V215H24ZM47 216H48V215H47ZM96 216H97V215H96ZM27 217H28V216H27ZM37 217H38V216H37ZM41 217H43V216H41ZM48 217H49V216H48ZM122 217H123V216H122ZM8 218H9V217H8ZM115 218H116V217H115ZM226 218H227V217H226ZM20 220H21V218L19 219V217H17L16 220H15V218L10 217V219H8L6 225H7V227H9V229H12L14 226H17V225L19 226V222H20ZM23 220H26V218H23ZM30 220H31V219H30ZM30 220H29V221H30ZM39 220L41 221V219H39ZM42 220H43V218H42ZM87 220H88V219H87ZM43 222H44V221H43ZM30 223H31V222H30ZM45 224H46V223H45ZM53 224H54V223H53ZM2 226H3V225H2ZM18 226H17V227H18ZM23 226H24V225H23ZM7 227H6V228H7ZM16 229H17V228H16ZM29 229H30V227H29ZM29 229H28V230H29ZM5 230H6V229H5ZM18 230H20V229L18 228ZM23 230H24V229H23ZM23 230H22V234H23ZM14 231H15V230H14ZM24 231H26V230H24ZM28 232H29V231H28ZM57 232H58V231H57ZM3 233H4V232H3ZM9 233H10V232H9ZM7 234H8V233H7ZM25 234H26V233H25ZM36 234H37V233H36ZM67 234H68V233H67ZM11 235H12V234H11ZM17 235H18V234H17ZM1 236H2V233H1ZM7 236H8V235H7ZM18 236H19V235H18ZM3 237H4V236H3ZM5 237H6V236H5ZM41 237H42V236H41ZM1 239H2V238H1ZM5 239H6V238H5ZM37 239H38V238H37ZM7 241H8V238H7ZM10 241H11V240H10ZM9 243H11V242H9ZM34 244H35V243H34ZM54 246H55V245H54ZM6 247H7V246H6ZM55 248H57V247H55ZM59 248H60V247H59ZM37 249H38V248H37ZM40 249H42L41 246H40L39 250H40ZM53 249H54V248H53ZM45 250H46V249H45ZM37 251H38V250H37ZM252 251H253V250H252ZM4 252H5V251H4ZM2 253H3V252H2ZM37 258H38V257H37ZM37 258H36V259H37ZM70 259H71V258H70ZM39 260H40V259H39ZM39 260H38V261H39ZM52 261H53V260H52ZM37 263H38V262H37ZM39 263H40V262H39Z\"/></svg>",
    "mask_w": 264,
    "mask_h": 264
}]
</instances>
